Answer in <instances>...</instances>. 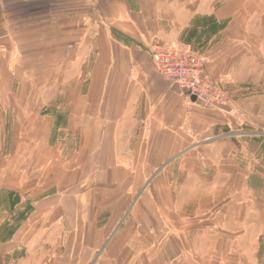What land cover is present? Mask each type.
<instances>
[{"label":"crops","instance_id":"obj_1","mask_svg":"<svg viewBox=\"0 0 264 264\" xmlns=\"http://www.w3.org/2000/svg\"><path fill=\"white\" fill-rule=\"evenodd\" d=\"M155 44H197L207 74L226 92L229 84L264 87V0H0V135L8 118L10 131L23 136L10 148L24 141L38 155L34 163L27 157L28 166L46 164L43 151L53 150L49 162L57 160L62 144L55 135L65 127L80 134V149L102 153L104 163L89 159L100 173L89 179L103 190L61 193L57 184L46 195L78 199L81 214L88 210L84 199L102 197L92 209L125 217L104 243L90 244L93 255L98 252L93 264H219L229 253L223 250L219 258V244L210 243L206 233L192 237L186 223L160 239L161 215L180 223L177 213L183 210L165 199L192 198V191L164 189V174L136 189L140 176L128 171L162 164L169 151L191 139L193 119L214 115L219 121L218 109H199L158 73L148 52ZM49 102L58 104L55 111ZM64 102H70L66 122ZM242 112L248 115L240 108L239 118ZM15 162L9 159L7 166ZM53 164L62 166L63 159ZM28 190L40 192L42 186ZM63 209L56 205L50 213ZM82 225L79 221L80 230ZM80 239L67 240L63 260H80ZM230 245L237 253L234 240Z\"/></svg>","mask_w":264,"mask_h":264},{"label":"rangeland","instance_id":"obj_2","mask_svg":"<svg viewBox=\"0 0 264 264\" xmlns=\"http://www.w3.org/2000/svg\"><path fill=\"white\" fill-rule=\"evenodd\" d=\"M188 47L204 54L197 44ZM243 78L247 81L246 76L243 75L241 80ZM66 90L63 91L64 97ZM226 90L232 108L219 110V121L214 115L207 116L206 120L193 119L191 139L180 144V148L169 151L162 164L128 167V171L140 176L133 182L136 189H144L157 175L164 174L167 175V181L164 185L161 183L164 189H186V195L192 191V198L183 196L169 200L170 203L165 199L167 206L180 204L183 210L177 213L180 223L171 214L161 215L164 220L159 227L164 231L160 239L168 237L169 230L174 231V227L181 228V224L186 223V228H191L192 237L199 234L203 237L206 233L210 243L219 244V258L223 254L221 251L229 253L227 258L224 256L219 260V264H248L249 261V264H264V87L245 83L239 89H233L229 84ZM53 104L49 102L50 111L58 107ZM60 104L64 114L61 120L66 122L70 102ZM239 107L248 115L244 116L242 112L239 118ZM5 121L7 126L1 127L0 135V252L9 254L6 264H93L98 252L93 255L90 244L95 240L104 243L111 228L115 229L125 217L113 216L104 207L92 209L97 202L103 201L102 197L84 199L88 210L81 214L83 212L76 203L78 199L46 195L51 193L52 185L57 184L61 193L103 190L104 186L89 179L90 175L100 174L96 173L97 167H90L89 159L98 162L102 153L99 155L98 151L94 153L83 146L80 149V134L65 127L55 135L57 144H62V148L56 151L57 160L49 162L53 150L43 151L42 157L48 158L47 163L28 166L27 157H31L34 163L38 161V155L24 147V141L15 149L10 148L23 136L22 133L13 134L8 127V118ZM158 152L163 156L164 151ZM145 153L143 155L147 156ZM61 158L62 166L53 164ZM9 159L16 160L10 168L7 166ZM100 162L104 163V160ZM27 176L32 182L25 181ZM38 186H42L40 192L28 190ZM204 193H210L213 198H206ZM79 201L82 204V200ZM56 205H62L65 213H50ZM79 221L85 228L79 229ZM60 222L65 225L63 229ZM78 237L82 240L80 260H63L65 249L69 247L65 246L67 240ZM147 237L149 235L145 234ZM233 240L235 254L230 245ZM102 248L97 247L98 250ZM249 256H253V262Z\"/></svg>","mask_w":264,"mask_h":264},{"label":"built area","instance_id":"obj_3","mask_svg":"<svg viewBox=\"0 0 264 264\" xmlns=\"http://www.w3.org/2000/svg\"><path fill=\"white\" fill-rule=\"evenodd\" d=\"M148 52L158 73L175 82L188 99L194 96L193 103L221 111L232 108L225 89L207 74L203 54L189 47L156 44L149 46Z\"/></svg>","mask_w":264,"mask_h":264},{"label":"trees","instance_id":"obj_4","mask_svg":"<svg viewBox=\"0 0 264 264\" xmlns=\"http://www.w3.org/2000/svg\"><path fill=\"white\" fill-rule=\"evenodd\" d=\"M14 258H16L15 256H13ZM9 258V254H4L2 252H0V264H6Z\"/></svg>","mask_w":264,"mask_h":264},{"label":"water","instance_id":"obj_5","mask_svg":"<svg viewBox=\"0 0 264 264\" xmlns=\"http://www.w3.org/2000/svg\"><path fill=\"white\" fill-rule=\"evenodd\" d=\"M191 100L194 101L195 100V97L194 96H191Z\"/></svg>","mask_w":264,"mask_h":264}]
</instances>
